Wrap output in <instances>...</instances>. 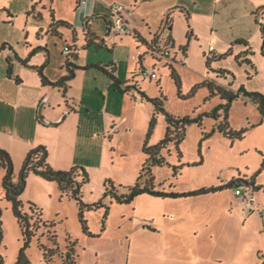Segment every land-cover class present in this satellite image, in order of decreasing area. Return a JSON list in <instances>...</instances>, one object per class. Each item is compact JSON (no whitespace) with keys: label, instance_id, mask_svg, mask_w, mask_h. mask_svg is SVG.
Returning a JSON list of instances; mask_svg holds the SVG:
<instances>
[{"label":"rangeland","instance_id":"rangeland-1","mask_svg":"<svg viewBox=\"0 0 264 264\" xmlns=\"http://www.w3.org/2000/svg\"><path fill=\"white\" fill-rule=\"evenodd\" d=\"M68 1L72 0H45L46 9L52 6L53 10L57 9V12L63 13L70 20L67 22L68 27L58 26V35H53L48 32V25L45 22L49 16L48 12L41 10L45 19H33L32 15H27L31 0H0V47H4V50L0 51V148L6 150L12 158L14 181L17 180L26 154L38 146L46 148L48 164L53 170L83 168L89 179L82 187L83 202L89 205L103 202L109 207L106 217L104 208L85 213L89 232L97 237L84 235L78 221L75 200L67 196L61 197L57 185L53 182L30 174L20 200L24 205L33 203L40 208L43 221L57 224L55 230L60 245L64 244L65 235L77 241L78 264H122L119 259L120 238L123 241L126 236L129 239L132 237V249L135 248L144 255L150 254L154 246L161 248L162 241L150 239L149 234L153 231L143 233L136 227L145 220V217H150L155 218L152 228L160 231L162 211H166L165 203L151 196H140L129 205H118L104 195L105 184L111 182L119 194L126 193L127 187L135 184L146 159L143 154L144 144L147 140L148 147L157 145L164 136L166 122L162 114L154 116L152 103L142 99L136 91L129 95L126 104L121 103L118 94L110 92L106 108L107 113L115 117V121L105 134L98 132L99 135L93 136L92 130L100 128L98 119L105 111V107L101 108L106 101L109 80L103 72L91 65L109 66L115 61V54L123 56L126 60L120 77L123 89L131 87L133 79L141 92L147 98L157 99L169 115L175 118L201 119V126L196 123L187 126L185 139L179 145L181 158H178L174 144L169 145L168 149L161 153L168 165L181 166L179 174L173 177L172 168L168 166L152 169L157 191L182 194L194 192L207 184L213 186L222 181L230 183L233 182V178L245 181L238 177L239 171L241 176L248 174L257 183L264 182V124L252 131L250 129L255 126L247 125L246 118L249 115L256 121L261 116L260 113L251 103L247 106L241 102L233 104L229 108L228 123L233 130L246 128L248 131L244 138L232 142L215 131L209 138L203 140L202 133H211L224 118L222 111L217 120L210 118L208 114L225 102L219 96L209 97L207 88H197L203 81L211 80L221 86L230 87L234 92L243 88L247 92L263 94L264 61L256 55L258 51L251 50L249 60L254 69L244 62L238 63L235 59L238 54L235 53L214 62L212 70H208L201 49L194 45L193 40L187 38L189 32L187 24L184 25L183 20L177 16L176 32L183 39L182 45L187 46V58L182 64L179 47L169 45L172 60L170 65L180 79L178 93L165 61L152 60L150 54H146L143 65L146 70L154 66L157 79L144 78L138 74L139 67L135 69L132 67V70L127 71L130 65L128 59L136 53L134 45L131 44L132 36H121L122 42H117L114 48L113 40L107 36L106 22L102 18L108 16L111 19L109 10L103 8L102 16L95 15L90 19L89 29L97 34V41L89 43L86 47L82 36V21L70 23L74 20L73 13L78 9L72 2L73 9L70 13ZM102 1L106 5L119 3L125 6L124 0ZM256 22L259 31L257 18ZM38 48L46 49L47 52H36ZM66 48L77 54L76 64L80 67L68 83L71 89H68L66 99L57 89L39 86L36 72L23 67L14 57L17 55L21 59H27L30 66H44V73L51 81L50 78L60 76L61 79L66 75L63 68L66 61L63 51ZM175 57L177 59L173 60ZM8 58L12 59L10 78L7 76ZM219 69L228 73L219 75L215 72ZM16 78L21 81L20 84L16 83ZM35 82L38 88L34 89ZM133 96L140 102L135 106V101L131 99ZM74 99L81 100L83 104L77 106V113L65 117L57 127L43 126L42 123L49 122L42 113V105L45 102L46 114L51 118L59 116L60 120L65 115V102L72 104ZM153 116L154 128L147 139ZM37 117L40 122L36 121ZM13 131L14 137L10 135ZM3 175V171H0V183ZM241 181H238L240 186H233L204 199H217V203L223 205L229 212L232 208L230 202L237 198L235 190L249 189ZM1 194L0 186V197ZM251 194L261 201L257 208L259 212H263L264 191ZM0 209L4 236L0 256L5 264H14L22 244L21 234L9 204L0 200ZM207 209H209L207 205L197 206L192 213L202 215L207 213ZM148 220L152 222V219ZM27 255L31 264L40 263L41 252L37 248V241L32 242ZM130 262L133 263L132 256Z\"/></svg>","mask_w":264,"mask_h":264},{"label":"crops","instance_id":"crops-1","mask_svg":"<svg viewBox=\"0 0 264 264\" xmlns=\"http://www.w3.org/2000/svg\"><path fill=\"white\" fill-rule=\"evenodd\" d=\"M34 2L37 3L34 4ZM72 2L76 5V0L68 1L67 6L70 13H72L73 9ZM123 3L126 6V11L123 13V16L125 23H127L129 27V31L126 36H132L131 44L134 45L133 47L136 52L134 56H131L128 59L130 60V65H128L127 71L132 70V67H134V69L138 67L140 68V65H138L139 58H142L141 66L144 68L143 62L145 61L146 54H149L147 47L133 38V32H136L149 45L152 44L154 38H157V44L160 48L166 47L169 50V45L172 47L178 46L179 48L183 46V39L176 32L175 19L178 16L183 20L184 25L187 23L179 8L188 12L190 17L188 23L190 27L189 35H191L190 40H193L194 45H197L199 49H201L200 51L203 55H208L207 51L210 46L213 47V51L210 54L211 56L222 55L229 50H231L232 54L237 53L239 55L246 50V47L241 44H237V42H245L252 51H258V54L256 55L264 61V57L260 54L262 38L256 25V13L262 9L264 10V0H124ZM116 4L119 3L106 5L102 0H85L84 3L76 6L78 11L73 13L74 20H71L72 22L70 23L75 21L76 23H80V21H82V36L84 37V41H86L83 23L88 20L89 25L90 19L95 17V15H103V8L110 11V8ZM29 5L30 11L27 15H32L33 19H35L36 15H39L40 19H43L45 17L43 14L44 10L46 13H49L48 19L45 21L47 23L46 25H48L47 29H49V25L51 23L50 12L52 13L55 21H63L66 23L70 21L63 13L57 12V9L53 10L52 6H49V8L46 9L45 0H31ZM125 13L127 15H124ZM78 17H80L79 20ZM104 17L109 18L108 16ZM89 34L90 37L94 36L97 38V34L90 31V29ZM53 35H58V32L56 31ZM107 36L113 40L114 48L117 42H122L121 36H113L109 34L108 31ZM163 45H165V47ZM115 57L117 60L115 59L110 66L113 65L115 76L122 84L123 82L120 77L126 60L120 55L115 54ZM185 58H187V53ZM185 58L180 61L182 64L185 61ZM176 59L177 58L175 57L173 60ZM10 60L12 63V59ZM171 62L172 60L170 58L165 59L166 64H171ZM87 65L88 64H86V66ZM205 74L207 75L208 73ZM50 79L55 82L60 79V76ZM108 80L109 83L106 89V101L101 108L104 109L105 107V111L103 116L98 119V122H100V128L92 130L93 136L98 132L105 134L110 125L115 121V117L110 116V114L107 113L108 110L106 108L110 92L118 94L121 97V103L126 104L129 100V95L132 94L133 91H136L137 94H139L138 91H141L140 87L136 85V82H133L132 79V85L131 87L128 86V92L121 94L112 87V81L109 78ZM38 83L39 86L44 87L41 85L40 79ZM33 87L34 89L38 88L36 82L33 84ZM69 89H71L70 84ZM58 92L60 91L58 90ZM63 98H67V93L63 96ZM131 99L135 101L134 106L137 102H139L137 101V97L134 98L133 96ZM239 102L243 103L245 106H247L248 103L253 104L248 99L242 98H239L233 104H237ZM78 105H83L81 100L74 99V103L72 104L66 101V109H64L65 115H63L59 120V116L57 118H51L50 115L46 114L47 102H45L42 105V113L45 117H47L49 122L42 123L43 126L57 127L62 123L65 117L72 116L78 112L76 109ZM253 106L257 109L255 104H253ZM246 118L247 125L255 126L250 129L252 131L264 124V118L261 116H259V120L257 119L256 121L249 117V115H247ZM36 119H38V117ZM38 121L40 122V120ZM14 133L15 132L13 131L10 135L14 137ZM237 175L239 178L242 177L245 181H253L248 174L241 176V172L239 171L237 172ZM232 180H234V178ZM226 183V181H222L220 184L213 186L207 184L194 192L211 187H217ZM258 185L264 186V182H255V186ZM191 190H194V188H191ZM223 191L225 190L185 197L180 196V194H176L177 197L174 198L153 197L154 199L165 203L164 210L166 211H162L161 230L157 231L152 228V223L155 221V218H146L145 216V220L141 221L142 225L140 224L136 228H138L137 230H141L143 233L150 232L149 230L153 231L149 234L151 238L147 235L146 236L151 240L162 241V246L159 249L154 246L148 256L147 254H142L135 248L132 249V237L129 239L126 236L123 241L120 238L119 243L121 252L119 259L121 263L262 264L264 262V211L259 212L257 208V206L261 205V201L259 199L257 200V198L251 194L253 209L251 212L246 214L243 212L244 199L242 196L241 199V197L235 194L237 198L230 202L229 205L232 206V208L229 212L227 208L225 209L223 205L217 203V199H204L206 197L210 198L209 196L212 194H216L218 192L221 193ZM253 192L256 193L260 191ZM168 193L171 194L173 192ZM140 196L149 195L142 194ZM205 205L209 207V209H207V213L202 215L192 213L195 212L194 209H196L197 206ZM148 219H152V222ZM130 256H132L133 263L130 262Z\"/></svg>","mask_w":264,"mask_h":264},{"label":"trees","instance_id":"trees-1","mask_svg":"<svg viewBox=\"0 0 264 264\" xmlns=\"http://www.w3.org/2000/svg\"><path fill=\"white\" fill-rule=\"evenodd\" d=\"M79 0H76V6H79ZM180 12L184 15L185 21L187 23V27L190 32L189 27V14L186 10L179 8ZM263 11V9L261 10ZM259 12V11H258ZM32 14V13H31ZM51 14V23L49 25L48 32L54 34L57 31L58 26L68 27V23L63 21H55ZM98 17V16H97ZM264 17V13H263ZM35 18H40L39 15H36ZM103 20L106 22L107 30L109 25V20L107 17L102 16ZM84 27V36L86 37V47L89 46V43L97 41V38L94 36L90 37L89 34V25L88 20L83 23ZM87 29V30H86ZM259 31L262 38V45L260 54L264 57V23L259 24ZM187 34L188 40L191 38V35ZM133 38L145 45L148 51H152V49H159V45L157 44V38H154V41L151 45L147 44L146 41L142 37H140L136 32H133ZM88 42V43H87ZM237 44H241L246 47V50L239 55L236 56V61L238 63L244 62L254 69V66L249 60V56L252 54L251 49L248 44L245 42H237ZM166 48V47H165ZM4 50V47H0V51ZM47 52L46 49L38 48L36 52ZM179 54H181V59L186 57L187 46H182L178 49ZM232 55L231 50L227 51L225 54L218 56H206L205 65L208 70H212L211 66L214 62L225 59L226 57ZM15 60L20 63L23 67L31 69L36 72L37 76L40 79L41 85L44 87H51L53 89H58L63 96L66 95L69 89V81L75 76V71L80 69V67L76 64V60L78 56L76 53H71L68 48V53L66 54V61L63 66L65 69L66 75L62 77L60 80L56 82L49 81L44 75V66L35 67L28 65V60H24L19 58L17 55H14ZM152 60H159L151 57ZM142 58L138 59V65L141 66ZM7 62V76L11 77V60L10 58L6 59ZM91 67L96 68L103 72L111 81L112 87L120 92L121 94L128 92L129 88L122 89V84L119 82L117 77L115 76V70L113 65L104 66V65H91ZM170 72V76L176 87L178 89V93H180V79L175 71V69L170 65L166 64ZM153 68H155L153 66ZM219 75H226L228 72L222 69L215 71ZM16 83L20 84L21 81L16 78ZM205 87L208 89L209 97L219 96V98L225 103L218 106L214 109L208 116L214 120H217L221 115L220 111L223 112L224 118L209 134L202 133L203 140L209 138L215 131L220 133L224 138L231 140L232 142L237 140H242L247 133L246 128H242L239 130H233L230 128L228 123V112L229 108L232 106L234 102H236L239 98L248 99L253 104L256 105L257 111L260 113L262 118H264V95L259 92H247L243 88L239 89L237 92H234L230 89V87H224L217 84L215 81L205 80L200 83L197 88ZM140 97L142 99L147 100L152 103L154 106V116L158 114H162L165 117L166 128L165 133L162 140L155 146L148 147L147 140L143 147V154L146 159L141 166L139 176L137 181L133 186L127 187V192L124 194H119L118 191H115L111 182H107L105 184V196H108L112 201H114L118 205H129L136 197L147 194L152 197L157 198H167V197H177L176 194L173 193H165L164 190H156V186L154 185V177L152 175V169L161 168L164 166H168L172 168L173 177H176L179 173L178 170L180 167L170 166L166 163L165 159L162 156V151L167 150L169 145L174 144L178 153V158H181V153L179 151V145L184 141L186 128L188 125L192 123H196L198 126H201L200 118H175L168 113L162 107V104L157 99L147 98L144 93L138 91ZM179 97L180 94H179ZM153 116L152 121L149 125L147 139L149 135L152 133L155 117ZM38 121V119H36ZM13 161L10 154L0 148V171H3L4 175L1 180L0 186L2 190V194L0 200L5 201L9 204L10 210L13 218L16 221V224L19 228L21 234V248L18 251L17 258L14 264H31L27 252L31 247L32 242L37 241V248L41 252V261L39 264H77V241L73 240L69 235H65L64 244L60 245L58 241V235L55 230L56 223L55 222H45L42 219V210L38 208L33 203H27L26 205L20 200V196L24 191L26 180L30 174L40 177L41 179L47 182H53L57 185V188L62 196H67L76 202V207L78 209V221L80 223L82 232L84 235L95 238L97 236L92 235L89 232V228L87 225V221L85 219V213L89 211H93L99 208L105 209V217L108 215L109 207L103 202H98L92 205L86 204L83 202L82 198V187L88 182V174L81 167H73L68 171H56L51 168L48 164V152L44 146H38L36 148L31 149L25 156V159L22 163L20 171L18 173L17 180L14 181V170H13ZM234 186H240L237 180H233ZM250 183V182H249ZM232 187H228V184L220 185L218 187H211L208 189H203L200 191L194 192V195L214 193L221 190L230 189ZM251 188L253 191H264V186H255L252 185ZM3 228L1 221V209H0V247L3 244ZM0 264H5L3 258L0 256ZM264 264V262L262 263Z\"/></svg>","mask_w":264,"mask_h":264},{"label":"built area","instance_id":"built-area-1","mask_svg":"<svg viewBox=\"0 0 264 264\" xmlns=\"http://www.w3.org/2000/svg\"><path fill=\"white\" fill-rule=\"evenodd\" d=\"M85 0H79V4L84 3ZM126 11V7L123 5H113L110 8V12H111V19L108 18L109 20V25H108V33L113 35V36H122V35H126L129 31V27L127 25V23H125L124 20V16L123 13ZM263 11H259L257 12V19H258V23L259 24H263L264 23V17H263ZM213 51V47L210 46L208 48L207 54L208 56H211L210 54ZM64 54L66 55L68 53V48H66L64 51ZM150 56L159 60V61H165V59L170 58V52L167 48H160L157 50L152 49V51H148ZM138 74L142 75L144 78H149L150 80L153 79H157V74H156V70L155 68H151L150 70H146L143 67H140L138 69ZM251 188H249L246 191H242L240 189H236L235 190V194L237 196H242L244 199V206H243V212L248 214L249 212L252 211L253 209V201H252V197H251Z\"/></svg>","mask_w":264,"mask_h":264},{"label":"water","instance_id":"water-1","mask_svg":"<svg viewBox=\"0 0 264 264\" xmlns=\"http://www.w3.org/2000/svg\"><path fill=\"white\" fill-rule=\"evenodd\" d=\"M255 182H256L255 180H253L251 183H249L248 181H241V183H245L246 186H249V187H252V185H255ZM233 186H234V182L228 183V187H233ZM191 195H194V192L180 194V196L182 197L191 196Z\"/></svg>","mask_w":264,"mask_h":264},{"label":"flooded vegetation","instance_id":"flooded-vegetation-1","mask_svg":"<svg viewBox=\"0 0 264 264\" xmlns=\"http://www.w3.org/2000/svg\"><path fill=\"white\" fill-rule=\"evenodd\" d=\"M251 183V181H249ZM249 187V186H248Z\"/></svg>","mask_w":264,"mask_h":264}]
</instances>
